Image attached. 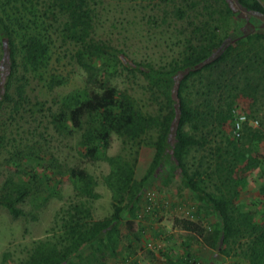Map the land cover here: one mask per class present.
<instances>
[{
  "label": "trees",
  "instance_id": "obj_1",
  "mask_svg": "<svg viewBox=\"0 0 264 264\" xmlns=\"http://www.w3.org/2000/svg\"><path fill=\"white\" fill-rule=\"evenodd\" d=\"M102 1L0 0V109L9 103L16 108L22 97L24 77L19 79L23 83L17 84L19 69L36 72L47 65L48 45L37 31L45 20L58 22L61 40L72 47L71 58L92 76L89 78L100 64L109 70L128 64L145 82V89L158 106L155 114L143 113L130 96H117L115 88L99 85L98 91L91 90L57 116V122H69L72 129L80 127L83 116H99L97 128L84 136L90 160L98 157L92 142H101L105 147L110 133L124 144L137 147L147 139L151 157L141 174L136 170V151L129 158L103 157L109 166L102 183L110 192L111 213L101 220L91 218L87 205L98 198L93 179L82 169H71L70 176L80 184L77 194L86 202L69 207L60 220L59 237L36 242L23 264H105L118 257L120 227L131 229L143 190L163 174L166 183L177 178L181 187L203 203L206 211H212L218 221L217 227L207 231L198 221L175 219L181 230L192 233L223 257H237L244 264H264V210L261 222L254 223L252 213L238 208L234 178L240 164L256 167V160L247 158L244 144L264 140V122L251 128L244 119L235 137L233 123L237 116L231 109L232 101L220 104L224 93L252 101L264 97V31L235 37L233 33L220 34L218 27H207L195 43L186 41L179 60L154 68L149 63H127L120 50L93 38L94 6ZM220 3L227 14L233 12L231 7L243 11L250 25L260 23L256 17L264 18L261 0ZM195 4L174 8L173 15L183 19L186 10H193ZM227 124L232 135L212 142L214 133L221 134ZM3 140L0 136V149ZM33 189L27 182L5 181L0 207L7 208L13 218L21 216L14 205L27 196L33 197L37 191ZM134 237L138 242L139 238ZM159 254L168 264H192L194 259L188 252L184 260L174 261Z\"/></svg>",
  "mask_w": 264,
  "mask_h": 264
},
{
  "label": "rangeland",
  "instance_id": "obj_2",
  "mask_svg": "<svg viewBox=\"0 0 264 264\" xmlns=\"http://www.w3.org/2000/svg\"><path fill=\"white\" fill-rule=\"evenodd\" d=\"M191 2L196 3L193 10H186L183 19H176L174 8H184ZM261 3L264 5V0ZM231 9L232 13H225L220 0H103L94 6L92 36L120 50L127 63L164 67L179 60L186 41L195 43L207 27H218L220 34L233 33L235 37L264 31V18L256 17L260 23L253 26L243 11ZM57 29L58 22L50 20L40 25L37 31L48 45L47 65L36 72L19 69L17 84L23 83L19 79L24 77L22 97L16 108L9 103L0 109V136L4 139L0 149V190L7 180L15 184L27 182L37 190L33 197L27 196L14 205L22 212L17 218L0 207V264H23L36 242L55 241L65 212L74 203L86 202L77 194L80 184L70 176L71 169H82L93 179L98 198L87 205L91 218L101 220L111 213L110 192L102 183L109 171L103 157L129 158L136 151L138 174L144 172L151 157L147 139L137 147L124 144L119 136L110 133L105 147L101 142H92L98 157L90 160L84 136L97 128L99 116H83L78 129H72L69 122L56 121L60 113L83 100L88 92L98 91L99 85L115 88L117 96H130L143 113L155 114L158 108L145 82L128 64L115 70L100 64L89 78L92 76L71 58L72 47L61 40ZM222 99L221 106L232 101L231 109L245 116L247 126L257 128L264 122L263 96L252 101L224 93ZM229 131L227 124L221 134L214 133L212 142L230 137ZM244 148L248 150L247 158H254L257 165L251 169L243 163L236 168V204L241 211L252 213L254 223H260L264 210V140L244 144ZM164 178V174L160 175L146 185L131 229L120 227L119 256L105 264H168L159 253L174 261L184 260L185 252L194 258L192 264H244L237 257L217 254L176 225L175 219H188L198 221L209 231L217 227L218 221L212 211H206L203 203L181 187L177 178L168 183ZM124 257L128 259L124 261Z\"/></svg>",
  "mask_w": 264,
  "mask_h": 264
},
{
  "label": "built area",
  "instance_id": "obj_3",
  "mask_svg": "<svg viewBox=\"0 0 264 264\" xmlns=\"http://www.w3.org/2000/svg\"><path fill=\"white\" fill-rule=\"evenodd\" d=\"M237 116V119L234 121V123H233V127H234V129H233V135L235 136V137H237L238 136V130L240 129V125H241V123L244 121V119H245V117L243 116V115H236Z\"/></svg>",
  "mask_w": 264,
  "mask_h": 264
}]
</instances>
